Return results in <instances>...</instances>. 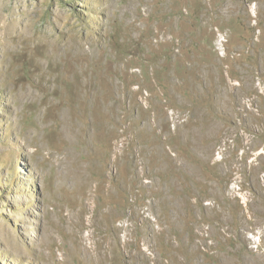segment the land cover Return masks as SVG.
<instances>
[{
	"label": "rangeland",
	"instance_id": "obj_1",
	"mask_svg": "<svg viewBox=\"0 0 264 264\" xmlns=\"http://www.w3.org/2000/svg\"><path fill=\"white\" fill-rule=\"evenodd\" d=\"M0 264H264V0H0Z\"/></svg>",
	"mask_w": 264,
	"mask_h": 264
}]
</instances>
